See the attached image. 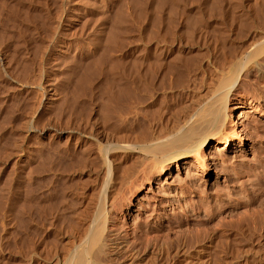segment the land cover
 I'll return each instance as SVG.
<instances>
[{
  "label": "rangeland",
  "instance_id": "374dc122",
  "mask_svg": "<svg viewBox=\"0 0 264 264\" xmlns=\"http://www.w3.org/2000/svg\"><path fill=\"white\" fill-rule=\"evenodd\" d=\"M67 1L48 0L47 7L41 6V0L0 1V264H61L94 215L107 213L119 195L120 212L112 229L118 236L112 232L106 253L93 264H264V230L253 231L264 216V114H260L264 101L250 103V99L240 106L238 98L233 100L231 108L243 125L241 136L231 137L232 144L226 148L212 141L204 151V166L189 157L178 162L179 168L150 182H136L129 190L137 155L131 151L106 152L107 144L130 142L143 129L173 125L185 112L178 114L179 107L191 101L194 91H189L193 93L190 95L168 81L163 86L154 83L148 91L132 88L118 98L115 93L120 83H111L108 95L100 75L84 77L86 82L82 83L83 71L76 72L65 59L58 65L68 64L49 70L37 80L41 85L36 90L19 89L10 79L24 74L16 65L34 48L30 40L38 45L37 35L47 36V32L42 33L44 8L55 16L62 13L63 2L68 8L72 5L73 18L64 29L72 36H83L90 56L96 54L94 39H104L102 31L106 36L114 16L125 12L124 23L118 25L122 53H117L119 57L125 52L128 59L133 55L137 29L149 26L147 13L156 11L153 0H141L137 8L129 0ZM168 8L164 4L161 11ZM178 8L180 12L203 14L254 13L256 9L263 13L264 0H181ZM46 21L50 22L48 18ZM19 29H28V35L22 39ZM26 37L30 38L27 43ZM20 53L23 58L18 57ZM48 74L53 75L58 93V99L49 102L43 95ZM196 81L195 89L203 91L204 86L197 85L203 84L202 80ZM174 107L179 110L171 109ZM29 116L35 124L32 132L22 124ZM101 154L110 161L102 164L105 160ZM241 223L253 228L248 224L247 231L240 232L237 227Z\"/></svg>",
  "mask_w": 264,
  "mask_h": 264
},
{
  "label": "bare ground",
  "instance_id": "6f19581e",
  "mask_svg": "<svg viewBox=\"0 0 264 264\" xmlns=\"http://www.w3.org/2000/svg\"><path fill=\"white\" fill-rule=\"evenodd\" d=\"M47 1L48 0H41L39 3H41V6L45 4V7H47ZM80 1L82 2V0ZM89 1L83 0V3L88 4ZM138 2L142 4L141 0H129V3L132 5H137ZM180 2L181 0H153V3L151 2L153 9L156 11L151 10L147 13V15H149V26L146 25L144 28L141 27L137 29V35L135 34L136 37L134 36L135 45L133 44V55L130 59L125 56V49L122 55L119 54V57V52L117 53L118 50L122 53V45L118 43L120 31L118 25L124 23L123 20L125 19H122V16H124L125 12L116 13L117 15L115 14L116 16H114L115 20L111 18L114 22L112 24L113 26H111L112 29L109 30L110 32L107 34L108 36H105V32L102 31V37H104V39H99L100 37L94 39L93 50L96 51V54L90 56L84 38H82L83 36H72L69 31L64 29V25L67 21H72L71 19L73 18L71 4H69L68 8L63 2L64 7H62V13L60 15L56 14L55 16L46 12L44 8L43 10L46 14V18L43 15H39L43 10H40V13L37 11L36 13H39L38 16H40V19L45 18L47 20L48 18L50 21L48 22L45 19H42L44 22L41 21L44 23L42 27L46 30L42 29V33L47 32L45 33L47 36L44 37L42 34L44 38L39 37L40 34L37 35V33L33 32L38 36L37 39H39V41L35 39L37 40V44L39 42L42 44L39 43L36 45V41H34L35 48L33 40H30L32 41L31 46L34 47L32 51L30 53V50L27 51L25 54L26 57L24 58L23 54H21L24 52H21L18 57L21 56L23 58L22 60H18L16 56L18 60L16 66L21 68H19L20 70L17 69L19 72H24V74L22 77L19 74L18 77H15L17 75H12L13 78L10 77V80L19 86V89L34 91V88L36 90V88H39L41 85L39 83L40 81L38 82L37 80L46 76L49 70H57L59 65L62 64L61 60L65 59L69 63V66L76 68V72H78L77 70L83 71L84 75L80 78L82 83L86 82L83 81L84 77L88 79L96 74L100 75V77L104 79L103 82H105L108 95L111 92L110 84L120 83L119 86H114H117L116 88L119 87L116 91L117 93H115L118 98L126 96L127 92L132 88L139 91H148L147 89L153 87L154 83L163 86L164 83H168V81L171 85H174L173 87L177 90L179 87L182 91L187 90L188 93L189 91H194V94L189 93L190 95L193 94V98L190 102L187 101L185 105L182 103L184 106L180 103L181 101L179 102L181 104L179 108H182L180 111H178L179 108H171L173 110L176 108L178 114L182 110L185 111L184 114L182 113L183 111L180 113V115L182 116L183 114V116L181 118L179 117L173 125H169L168 128H165V126H167L165 125L164 128L160 130V127L158 130H152L153 128L140 129L141 132H137V135L134 134L135 136L130 142L124 140V142L121 143L107 144L106 152H113L115 150L120 152L131 151L135 152L137 155V160L135 161L137 163H135L134 166L135 170L133 169L135 172L132 171V177L129 176L131 179H127V181L129 180V190L134 188L136 182L142 183L144 180L150 182L154 177L160 178L163 176L166 171L179 168L178 162L184 161L189 157H194L196 162L198 161V165L204 166V151H206L205 148L212 141L216 140L217 144H225L221 148H226L232 144L231 137L239 138L241 136L238 134L241 129H243V125L238 121L240 119L237 120V113L235 114L233 112L234 109L231 108V103L234 102L233 100L238 98L240 106L247 103L250 99H252L250 103H253V101H255V103H257L256 101L261 103L264 101V10L262 9L263 13L259 12L258 9L256 10L259 13L253 11L254 13L209 12L208 14H203L200 11L191 13L185 10L180 12L178 8ZM66 3H68L67 0ZM95 4L98 5L97 2H95ZM164 4L168 5L169 8L167 11L162 12ZM142 6L143 5H141V7ZM137 7H139V5H137L136 8ZM139 9L140 8H138L137 12ZM44 12L42 13L44 14ZM29 16L32 17V15ZM140 21H142V19ZM103 23L104 22L101 24ZM29 24L30 21L28 25ZM99 24L97 25L101 27ZM28 25L27 23L23 24L25 29L28 28ZM20 30L21 29L18 31ZM27 30H25V32L23 30V32L20 31L21 34L19 33L18 35H21L20 37L23 39V37H25L24 35L27 34ZM35 31H37L36 28ZM16 33L14 34L17 35ZM29 37H31V34ZM34 37L32 36V38ZM27 38L28 37H26L25 43H27ZM16 39H19V37ZM19 43L23 45V42ZM31 46L29 45L28 48H31ZM19 47L21 48V46ZM114 52L117 53L115 54V56L117 55L116 57L114 56ZM16 55H18V53ZM57 55L58 58H56ZM128 56L130 57V55ZM58 61L61 64L58 65ZM63 65L61 66L63 67ZM38 76H40V78ZM52 76L48 74V79L46 80L47 87H44L45 91L42 90L48 102L58 99V93H56L57 89L54 88L55 84ZM197 79L202 80L203 84L197 85L204 86L203 91L199 90L200 87L195 89L196 84L194 83ZM198 80L196 81L197 83H199ZM90 81L91 80H89V82L87 81L88 84ZM184 94H182V97ZM186 100L184 99V101ZM255 103L253 105H255ZM39 106L40 105L37 107ZM256 107H258V105ZM176 111L172 113H176ZM172 113L171 115H173ZM260 114L263 115L264 111L260 110ZM170 117L171 116H169V118ZM172 117H174V115ZM26 118L24 120L28 121L26 124L22 123L24 124L23 126L26 125L27 132L34 131L35 124L32 123L33 118H30V116L29 119ZM172 120L170 121L171 123H173ZM167 123L168 121L166 124ZM68 149L73 151L72 148ZM106 152L105 155H107ZM103 158L105 161L102 160L104 163H101H108L107 160L109 158L106 159L105 156L102 157V159ZM106 167L104 168L106 169ZM121 198L122 196L120 195L114 198L115 200L111 204V209L109 208L107 213H105L106 211L99 213L96 211L97 215H94L95 218L93 220L91 219L93 222L90 223V225H86V227L88 226L87 228L85 227L86 229L83 227V231L80 230V232L82 231L80 235V232L78 233L80 237H77V242L74 243L72 249L67 252L68 254H64L65 256L62 258L61 264H93L92 262L97 260L100 255H103L102 253H106L104 252L106 251L105 246L108 243L109 236L113 235L112 232L114 231H112V229L115 230V228H113L114 217L120 212L119 202ZM97 221L100 223L99 225H97ZM89 222L88 220V223ZM256 223L253 226L254 228L251 224H248L254 229L253 231H263L264 216L262 217V222H259L260 224ZM248 224L241 223L237 228H239V231L240 229L243 231L246 229L247 231L248 227H250ZM116 235L117 233H115V236Z\"/></svg>",
  "mask_w": 264,
  "mask_h": 264
}]
</instances>
